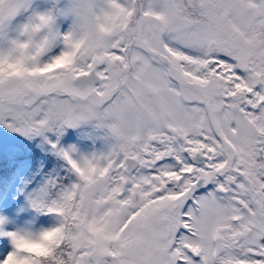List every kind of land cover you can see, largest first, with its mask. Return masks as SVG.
Listing matches in <instances>:
<instances>
[{"label": "snow or ice", "instance_id": "6c2138e0", "mask_svg": "<svg viewBox=\"0 0 264 264\" xmlns=\"http://www.w3.org/2000/svg\"><path fill=\"white\" fill-rule=\"evenodd\" d=\"M0 264H264V0H0Z\"/></svg>", "mask_w": 264, "mask_h": 264}]
</instances>
